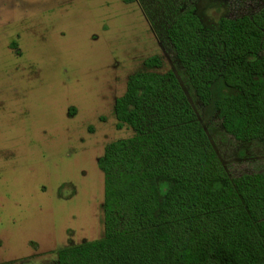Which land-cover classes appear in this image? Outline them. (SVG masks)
<instances>
[{
  "label": "rangeland",
  "instance_id": "374dc122",
  "mask_svg": "<svg viewBox=\"0 0 264 264\" xmlns=\"http://www.w3.org/2000/svg\"><path fill=\"white\" fill-rule=\"evenodd\" d=\"M192 6L211 25L264 0H0V264H57L59 249L103 236L97 161L133 133L113 105L148 57L177 75L231 177L264 172V137L224 131L165 35Z\"/></svg>",
  "mask_w": 264,
  "mask_h": 264
},
{
  "label": "trees",
  "instance_id": "16d2710c",
  "mask_svg": "<svg viewBox=\"0 0 264 264\" xmlns=\"http://www.w3.org/2000/svg\"><path fill=\"white\" fill-rule=\"evenodd\" d=\"M195 10L165 29L187 84L237 141L263 138L264 6L211 25ZM143 66L113 105L133 133L97 161L103 236L57 264H264V172L231 177L177 75L158 56Z\"/></svg>",
  "mask_w": 264,
  "mask_h": 264
}]
</instances>
